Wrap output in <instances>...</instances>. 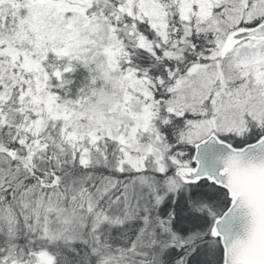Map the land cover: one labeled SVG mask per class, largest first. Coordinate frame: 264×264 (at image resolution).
Listing matches in <instances>:
<instances>
[{
    "label": "snow or ice",
    "instance_id": "1",
    "mask_svg": "<svg viewBox=\"0 0 264 264\" xmlns=\"http://www.w3.org/2000/svg\"><path fill=\"white\" fill-rule=\"evenodd\" d=\"M0 264H264V0H0Z\"/></svg>",
    "mask_w": 264,
    "mask_h": 264
}]
</instances>
